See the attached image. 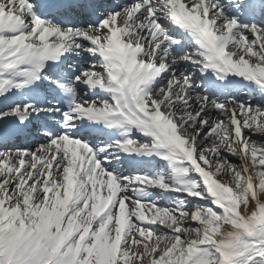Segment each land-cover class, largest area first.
Segmentation results:
<instances>
[{"label":"snow or ice","instance_id":"1","mask_svg":"<svg viewBox=\"0 0 264 264\" xmlns=\"http://www.w3.org/2000/svg\"><path fill=\"white\" fill-rule=\"evenodd\" d=\"M255 136L264 0H0V264H264Z\"/></svg>","mask_w":264,"mask_h":264},{"label":"rangeland","instance_id":"2","mask_svg":"<svg viewBox=\"0 0 264 264\" xmlns=\"http://www.w3.org/2000/svg\"><path fill=\"white\" fill-rule=\"evenodd\" d=\"M146 167H147L146 169L145 168H136L134 170V172H142V173L146 172V173L151 174V175L159 174V175H164L166 177L171 176L172 168H171L169 163L167 165L158 163L157 165L156 164L148 165ZM153 191H154L155 195L161 194L158 190H153ZM170 195L175 197V196L182 195V193H172Z\"/></svg>","mask_w":264,"mask_h":264},{"label":"bare ground","instance_id":"3","mask_svg":"<svg viewBox=\"0 0 264 264\" xmlns=\"http://www.w3.org/2000/svg\"><path fill=\"white\" fill-rule=\"evenodd\" d=\"M248 87L249 88H253L254 86H252V85H248ZM254 139H259V140H264V137H259V136H255V137H253ZM153 159H155V160H157V162L155 163L156 165L159 163V164H164V165H167L169 162H166V161H163V160H159L158 158H156V157H153ZM154 165V164H153ZM136 168H147L146 166H140V167H135V168H128L127 166H125V170H124V175H129L130 173H132V172H134V170L136 169ZM149 169V168H148ZM172 194V193H171ZM168 195H170V194H168ZM149 198H151V197H149ZM162 203H165V202H167V200L165 199V200H162L161 201Z\"/></svg>","mask_w":264,"mask_h":264}]
</instances>
